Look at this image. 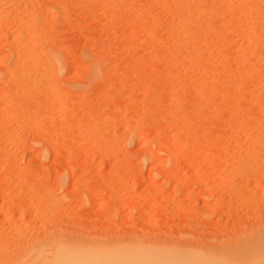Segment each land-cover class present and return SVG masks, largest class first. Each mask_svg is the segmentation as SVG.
Here are the masks:
<instances>
[{"label":"rangeland","instance_id":"374dc122","mask_svg":"<svg viewBox=\"0 0 264 264\" xmlns=\"http://www.w3.org/2000/svg\"><path fill=\"white\" fill-rule=\"evenodd\" d=\"M60 245L264 264V0H0V264Z\"/></svg>","mask_w":264,"mask_h":264},{"label":"bare ground","instance_id":"6f19581e","mask_svg":"<svg viewBox=\"0 0 264 264\" xmlns=\"http://www.w3.org/2000/svg\"><path fill=\"white\" fill-rule=\"evenodd\" d=\"M64 245V244H63ZM63 248H62V250H61V245H60V247H59V249H57L58 251L56 252V254H57V256H60V258H62L63 256H64V246H62ZM257 248H259V247H257ZM257 248H253L254 249V251H253V253L255 254V253H257L258 252V250H257ZM262 251H263V249H261ZM67 251V250H66ZM257 251V252H256ZM196 253H198V252H196ZM195 252L192 254V256L194 257V258H191V259H183V261H181V264H251V262L253 261V264H254V260H255V258L256 257H253L254 259H251V261L249 262V261H245V262H236V261H234V259H230V258H228V257H221V255H219V256H215V259L214 258H209L208 256H210L211 254H209V255H206L205 253V255H201V253L199 254H196ZM70 253H68V254H66L65 253V255H66V257L64 256V259H61L58 263H56V264H89V263H92V262H99L100 264H107V263H104L105 261H106V259H107V256H105V255H100V257L99 258H94V257H87L86 255H76V256H74L73 258L72 257H67L68 255H69ZM129 254V253H128ZM131 254H133V255H131ZM118 255V254H117ZM117 255H113V258H115V262L113 261L112 262V264H118V263H122V264H135V262L137 263V264H154V262L152 263V261H153V257L150 259L149 257H147V258H149L148 259V261H147V259H146V257H143V258H141V257H139L140 256V254H135V253H130V255H129V258L127 257V260L126 261H124V260H122V261H119L118 259V256ZM120 255V254H119ZM127 255V254H126ZM258 255H259V252H258ZM121 257H125L124 256V254L122 255H120ZM135 257V256H137V257H139V258H135V259H137V260H139V261H134V262H130V260H131V258L130 257ZM142 256V255H141ZM210 257H213V256H210ZM110 258H112V257H110ZM123 258H121V259H123ZM145 258V259H144ZM260 258V257H259ZM259 258H257L256 260H262L263 258H261V259H259ZM130 259V260H129ZM146 260V263H144V261H143V263L141 262V260ZM264 261V260H263ZM139 262V263H138ZM156 263V262H155ZM256 263V262H255ZM261 263V262H260ZM259 263V264H260ZM49 264H51V263H49ZM52 264H54V263H52ZM111 264V263H110ZM156 264H162V263H156ZM163 264H164V262H163ZM257 264V263H256Z\"/></svg>","mask_w":264,"mask_h":264}]
</instances>
